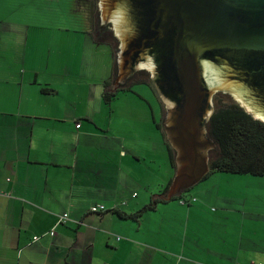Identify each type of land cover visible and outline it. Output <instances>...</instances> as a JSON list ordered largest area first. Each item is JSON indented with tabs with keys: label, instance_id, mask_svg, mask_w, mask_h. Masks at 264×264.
<instances>
[{
	"label": "crops",
	"instance_id": "crops-1",
	"mask_svg": "<svg viewBox=\"0 0 264 264\" xmlns=\"http://www.w3.org/2000/svg\"><path fill=\"white\" fill-rule=\"evenodd\" d=\"M7 4L0 0V264H262L263 224L248 227L246 208L223 207L227 194L159 198L176 174L165 105L154 91L156 118L132 93L135 82L111 88L115 50L82 12ZM105 91L116 94L110 105ZM147 105L146 121L137 109ZM155 199L162 203L136 220L105 213L132 216ZM96 205L105 214H92Z\"/></svg>",
	"mask_w": 264,
	"mask_h": 264
},
{
	"label": "water",
	"instance_id": "water-1",
	"mask_svg": "<svg viewBox=\"0 0 264 264\" xmlns=\"http://www.w3.org/2000/svg\"><path fill=\"white\" fill-rule=\"evenodd\" d=\"M135 1L99 0L103 24H110L120 41L111 88H120L137 70L149 73L165 105L163 131L175 153L172 185L165 198L156 196L168 201L210 172L209 155L217 147L207 124L216 93L228 95L264 123V0ZM138 6L147 23L139 22ZM160 39L166 51L157 62L146 44ZM132 41L140 48L123 54ZM218 54L231 55L239 68Z\"/></svg>",
	"mask_w": 264,
	"mask_h": 264
},
{
	"label": "trees",
	"instance_id": "trees-1",
	"mask_svg": "<svg viewBox=\"0 0 264 264\" xmlns=\"http://www.w3.org/2000/svg\"><path fill=\"white\" fill-rule=\"evenodd\" d=\"M138 84L147 85L156 97L147 80L135 81L132 85ZM128 90L131 91V89ZM44 91L49 92V90ZM115 97L116 94L110 91H105L103 94L104 102L107 105H110ZM229 99L224 101L220 97L214 98V112L207 124V130L217 148L214 156H210V172L207 178L213 173L264 177V123L255 120L230 97ZM169 158L170 162H173V152L170 148ZM180 200L185 204L189 203L182 197ZM159 203L162 202L155 199L142 211L132 216L123 215L115 210L105 213L113 212L121 219L129 217L136 220L143 212L154 210ZM105 213H97V215Z\"/></svg>",
	"mask_w": 264,
	"mask_h": 264
},
{
	"label": "rangeland",
	"instance_id": "rangeland-1",
	"mask_svg": "<svg viewBox=\"0 0 264 264\" xmlns=\"http://www.w3.org/2000/svg\"><path fill=\"white\" fill-rule=\"evenodd\" d=\"M8 1L7 5H11L12 7L22 5L23 11L26 12L28 9H32L33 12H39L42 14H66L69 13H78L74 12L77 11V7L73 6V0H6ZM73 8V9H72ZM69 22V21H68ZM69 22V26L71 28L77 27L78 24L75 25L74 23ZM113 42L114 45H116L115 41L113 39L110 40ZM105 54L103 60H108L107 55V49L104 47H101ZM116 53V52H115ZM101 60V59H100ZM99 62V57L97 59ZM145 76H143L144 78ZM147 81L149 82V78L146 77ZM133 94L140 95L141 97L148 99L149 103L152 105L154 109V115L156 118H158V107L157 103L155 101V97L151 91V89L148 86H140V85H134L133 87ZM215 97H220L222 100L226 101L229 99V96L223 93H216L214 95ZM131 98V97H128ZM230 100V99H229ZM136 102V101H135ZM233 102V101H232ZM125 104V97H120V100L115 103V110L117 113L120 111L121 106H124ZM136 104H138L136 102ZM141 106L143 107V104L141 103ZM151 107V106H150ZM165 109V106H164ZM122 110L119 112L121 113ZM137 116L141 117L144 116L145 120L147 121L149 117L151 118V111L148 105L144 107V111L137 109ZM166 113H163V116H165ZM145 123V121H144ZM141 126H144L142 123ZM145 153V156H147V153ZM215 152H210V156L213 157ZM170 168V165L168 166V169ZM170 173V170H169ZM225 176V177H217V176ZM147 179V178H146ZM207 189L209 192H216L220 194H227L229 196L226 199V201H223V207L231 209H240L246 208L243 211H246V224L248 227L254 226L255 223L263 224L264 228V177H253V176H240V175H230V174H224V173H213L211 177L203 180L201 183H199L197 186H195L193 189L189 190L186 195L189 196L195 192H200ZM136 192H145L144 189L136 190ZM226 192V193H223ZM232 193L233 196H230L229 194ZM233 202H231V200ZM230 202H229V201ZM213 209L216 211V209H219L217 205L213 206ZM219 211V210H218ZM232 221L235 222L238 219V215L232 214ZM236 216V217H235ZM235 217V218H234ZM257 221V222H256ZM263 239H264V233H263ZM264 264L263 262H260Z\"/></svg>",
	"mask_w": 264,
	"mask_h": 264
},
{
	"label": "flooded vegetation",
	"instance_id": "flooded-vegetation-1",
	"mask_svg": "<svg viewBox=\"0 0 264 264\" xmlns=\"http://www.w3.org/2000/svg\"><path fill=\"white\" fill-rule=\"evenodd\" d=\"M120 1V0H119ZM127 2V4L129 5H136L137 2L135 0H125ZM73 6L77 7L79 12H82V15L84 16L85 19V24L87 26V28H89L91 31H93L97 37L99 41L105 42L108 45H110L116 52V60L118 59V55L117 53L119 52V45H120V41L118 39V37H116L114 35V32L112 30V26L110 24H103L102 22V11L101 8L99 6V0H73ZM137 15H138V20L139 22L143 21L144 23H147V18H146V12L145 11H141V6H138L137 9ZM142 30L144 32L148 31V28L145 26H141ZM113 39V41H115L116 45L113 44V42H111L110 40ZM137 42V41H136ZM132 41L130 42V46L127 49V51H125L123 54L125 55H131V52L134 50V48H140V45L137 46L138 44ZM147 45V50L148 53L157 60L158 62V58L159 57H164L163 53L165 54L166 48L164 46V44L161 42L160 40H157L155 43L153 41H151ZM219 55V54H218ZM135 56L136 54L133 56H131L133 62H135ZM219 56L225 58L226 60H228V62L233 65L235 68H239L237 63L234 61L235 59L228 54H220ZM135 60V61H134ZM134 65V64H133ZM143 76H145L143 78ZM146 77L149 78V84L153 87L152 85V80L150 79L149 73L146 71H141V70H137L135 71L131 76L128 77V79H126L125 82L120 83L119 86L123 87L126 86L127 84L131 83V82H135V81H143V80H147ZM154 88V87H153ZM173 92V94H175L176 97H178V92L175 90H171ZM175 92V93H174ZM213 109L215 106L214 103V97H213Z\"/></svg>",
	"mask_w": 264,
	"mask_h": 264
},
{
	"label": "built area",
	"instance_id": "built-area-1",
	"mask_svg": "<svg viewBox=\"0 0 264 264\" xmlns=\"http://www.w3.org/2000/svg\"><path fill=\"white\" fill-rule=\"evenodd\" d=\"M76 127L79 128L80 127V124H77ZM105 211H106L105 207L104 206H101V205H96V206H93L91 208V213L92 214L103 213ZM67 221H68V215L65 214V215H63L62 217L59 218V220L57 222V225L65 224ZM49 235L53 237L54 236V232L51 231L49 233ZM39 239H40V237H34L33 238V241H38ZM237 264H241V263H237Z\"/></svg>",
	"mask_w": 264,
	"mask_h": 264
}]
</instances>
